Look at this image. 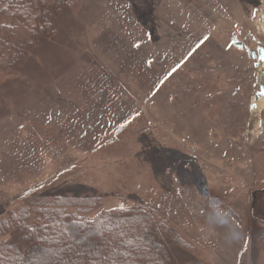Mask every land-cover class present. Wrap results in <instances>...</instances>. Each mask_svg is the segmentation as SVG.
<instances>
[{"label":"rangeland","instance_id":"rangeland-1","mask_svg":"<svg viewBox=\"0 0 264 264\" xmlns=\"http://www.w3.org/2000/svg\"><path fill=\"white\" fill-rule=\"evenodd\" d=\"M63 12L0 80V213L85 190L101 207L155 208L187 247L161 239L167 264H264L262 65L249 56L264 53V0Z\"/></svg>","mask_w":264,"mask_h":264},{"label":"trees","instance_id":"trees-1","mask_svg":"<svg viewBox=\"0 0 264 264\" xmlns=\"http://www.w3.org/2000/svg\"><path fill=\"white\" fill-rule=\"evenodd\" d=\"M76 2L0 0L1 81L3 74L20 71L44 29L55 31L63 11ZM24 198L15 209L0 213V264H167L163 238L187 250L155 208L101 207V197L85 190ZM154 234L160 242L152 240Z\"/></svg>","mask_w":264,"mask_h":264},{"label":"flooded vegetation","instance_id":"flooded-vegetation-1","mask_svg":"<svg viewBox=\"0 0 264 264\" xmlns=\"http://www.w3.org/2000/svg\"><path fill=\"white\" fill-rule=\"evenodd\" d=\"M260 46H257V48H256V51H253V52H249V56L251 57V58H254V59H256L257 61V63H255V65L257 66V65H259V63L262 65L261 67H262V71L259 73L260 75H259V78H258V81H257V83H258V85H259V91L261 90V87L262 86H264V85H262V84H260V79L262 78V77H264V61H262V58H260L258 55H257V49L259 48ZM262 48V47H261ZM254 53H256V54H254ZM263 57H264V53H263Z\"/></svg>","mask_w":264,"mask_h":264},{"label":"water","instance_id":"water-1","mask_svg":"<svg viewBox=\"0 0 264 264\" xmlns=\"http://www.w3.org/2000/svg\"><path fill=\"white\" fill-rule=\"evenodd\" d=\"M233 43H234V45L235 46H237V47H241V46H243V42L242 41H238L237 39H233ZM257 55L260 57V58H262V61H264V57H263V49L261 48V47H259L258 49H257ZM256 53H254V54H256ZM260 92V94H264V86H262L261 87V90L259 91ZM252 106V108L254 107V105L252 104L251 105Z\"/></svg>","mask_w":264,"mask_h":264},{"label":"snow or ice","instance_id":"snow-or-ice-1","mask_svg":"<svg viewBox=\"0 0 264 264\" xmlns=\"http://www.w3.org/2000/svg\"><path fill=\"white\" fill-rule=\"evenodd\" d=\"M208 39V37L207 36H205L204 38H203V40H201L200 41V44H203L206 40ZM200 44H197V48H199L200 47ZM189 55H191V53H189ZM149 63H151V62H149ZM176 68H173L172 69V71L170 72V73H168V76H171L172 75V73H175L176 72ZM168 76H165V80L168 78ZM161 83H163V81H161Z\"/></svg>","mask_w":264,"mask_h":264},{"label":"bare ground","instance_id":"bare-ground-1","mask_svg":"<svg viewBox=\"0 0 264 264\" xmlns=\"http://www.w3.org/2000/svg\"><path fill=\"white\" fill-rule=\"evenodd\" d=\"M260 103H261V104L264 103V99H263V98L260 99V102H258V104H260ZM258 104H257V105H258Z\"/></svg>","mask_w":264,"mask_h":264}]
</instances>
